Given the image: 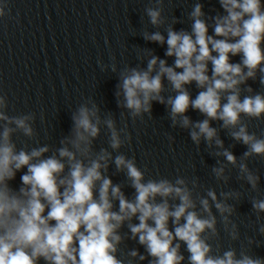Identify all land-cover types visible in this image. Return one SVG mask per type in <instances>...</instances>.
I'll return each instance as SVG.
<instances>
[{
    "label": "clouds",
    "instance_id": "clouds-1",
    "mask_svg": "<svg viewBox=\"0 0 264 264\" xmlns=\"http://www.w3.org/2000/svg\"><path fill=\"white\" fill-rule=\"evenodd\" d=\"M218 2L223 12L209 15L195 0L187 12L189 31L175 30L184 21L174 16L169 22L164 0H149L144 9L149 24L167 35L145 30L141 36L166 45L165 56L174 58L173 63L145 48L139 60L146 66L118 70L113 63L101 65V70L118 74L114 95L121 116L126 112L133 122L145 115L151 119L153 102L165 105L171 127L186 130L197 148L203 142L218 158L211 168L218 182L228 184L231 165L238 169V180L259 192L260 176L247 162L264 158V134L250 132L245 118L264 119V91H254L247 83L258 81L264 88V0ZM6 8L7 0L0 3V19L9 14ZM235 56L239 62H231ZM193 83L199 90L195 98L188 87ZM189 109L204 118L193 121L186 114ZM35 118L31 112L9 115L8 97L0 94V264H184L185 259L187 264H264L249 248L242 246L238 252L230 247L221 254L210 243L219 236L217 214L231 240H240L231 219L236 207L229 203L241 198L239 191L218 195L207 188L202 195L198 178L147 177L135 157L120 151L131 142L127 125L118 128L112 112L102 116L93 98L72 111L71 130L58 147L36 139ZM213 121L221 122L219 128ZM102 128L108 147L97 150ZM221 129L246 146L239 158L225 147ZM16 134L34 146L25 142L18 148ZM17 173H22L21 183L13 188L10 182ZM121 173L125 181L114 183L111 177ZM125 187L134 190L131 198ZM250 202L259 221L264 198ZM125 226L128 231L122 232ZM257 231L264 236V223ZM127 240L143 246L145 254L132 248L121 259L120 246ZM260 244L248 238L249 246Z\"/></svg>",
    "mask_w": 264,
    "mask_h": 264
}]
</instances>
